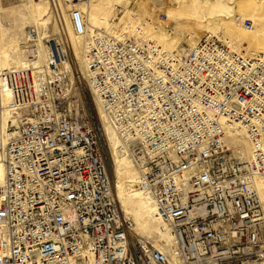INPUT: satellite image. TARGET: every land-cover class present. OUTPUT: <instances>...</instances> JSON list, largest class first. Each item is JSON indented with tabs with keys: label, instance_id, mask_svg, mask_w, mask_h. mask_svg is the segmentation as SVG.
<instances>
[{
	"label": "built area",
	"instance_id": "obj_1",
	"mask_svg": "<svg viewBox=\"0 0 264 264\" xmlns=\"http://www.w3.org/2000/svg\"><path fill=\"white\" fill-rule=\"evenodd\" d=\"M64 2L114 152L136 170L162 232L132 235L66 38L27 29L44 65L0 68V264H246L264 244V58L211 35L166 51L135 30L90 33L76 0ZM232 125L249 159L225 143Z\"/></svg>",
	"mask_w": 264,
	"mask_h": 264
},
{
	"label": "rangeland",
	"instance_id": "obj_2",
	"mask_svg": "<svg viewBox=\"0 0 264 264\" xmlns=\"http://www.w3.org/2000/svg\"><path fill=\"white\" fill-rule=\"evenodd\" d=\"M202 1L200 9L193 12L196 16L195 19L185 18L183 21H180L177 15L179 5L176 4V0H76V3L89 2L101 11L102 20L98 25L100 31L113 34V32L121 30H135L138 31L141 39L151 41L166 51L187 49L195 45L202 36L207 34L211 36L217 35V37L227 40L231 45H234L238 52H252L256 40L264 44V16L256 15L255 11L254 17L249 16L253 11L250 10V6L254 1ZM67 4L64 0H53L50 3L39 2V0H0V68L4 52L9 55L11 61H15L18 64H23L28 62L27 60L32 59V55L29 52L34 50L35 47L29 46L25 42L27 29H36L40 34L45 32L49 36L65 37L70 47V66L72 70L79 71L78 73L83 78L80 83V89L82 90L80 97L84 106L88 108L95 120L98 119L97 121L102 127L103 134V126L105 128L108 127V122L105 125L101 116L100 120L102 123L99 121L97 105L94 102L95 97L91 96L88 90L87 75H84L82 71L84 66V61L82 60L84 51L82 50L84 49H81V44L83 46L84 42L76 38L71 29ZM45 8L48 10V15L39 19L38 14L42 13ZM104 15L106 19H103ZM239 21H241L240 25L242 30H245V34L235 31L237 27L233 23ZM90 32L92 31L90 30ZM40 44L44 56V45ZM0 90L3 101V95L6 91L2 87H0ZM106 142L108 146L107 137ZM106 149L108 151L106 153L108 154L107 161L113 194L116 198L118 197L117 199L120 201L122 209L125 202L128 203V209L133 208L131 207L132 204L134 206L132 213L134 214L141 209V201L137 199L131 203V200L128 202L124 199H119V197L125 196L127 199L136 197L128 190L129 187H136L134 184L129 183L124 188L120 186L122 181L130 179V177L135 179L136 176H134L132 171L131 173L129 171L124 173V170H119L116 166L112 168L111 152H109L108 147ZM139 215L134 216L138 224L137 232L150 236L148 238H153L159 232L158 222L151 213L148 215L143 213L142 215H145L146 218H140ZM129 218L133 221L132 217ZM133 226L132 235L144 236L136 233L134 230L135 224ZM262 250H264V244H262L260 251L256 252L255 257L248 256L246 258V264H264V251Z\"/></svg>",
	"mask_w": 264,
	"mask_h": 264
},
{
	"label": "bare ground",
	"instance_id": "obj_3",
	"mask_svg": "<svg viewBox=\"0 0 264 264\" xmlns=\"http://www.w3.org/2000/svg\"><path fill=\"white\" fill-rule=\"evenodd\" d=\"M176 1H177L176 4L179 5L177 15H178L180 21H183V19H185V18L192 19V20L195 19L196 16L194 15L193 12L195 10L200 9V7H201L200 5L203 3L202 0L201 1L200 0H176ZM252 1H254V3L251 4L250 10H253V11L249 14V16L254 17V15H255L254 11L256 12V15L264 16V0H252ZM39 2H42V0L41 1L39 0ZM76 5L82 10V12L84 14L87 31L88 32H90V30L92 32H94L96 30L100 31V29H99L100 27H98V25L100 24V21L102 20L101 15H100L101 11L98 10L93 5H91L89 2H86V3L85 2L84 3L78 2ZM67 7H68V11H70L72 6L70 4H67ZM47 15H48V10H47V8H45L42 11V13L38 14V17H39V19H42V18L46 17ZM104 18L106 19L105 15L103 16V19ZM69 23H70V21H69ZM240 23H241V21L233 23L237 27V30H235V31H237L241 34H245V30H242ZM70 26H71V24H70ZM71 29H72V26H71ZM72 31H73V29H72ZM108 34H110V33H108ZM207 35H210V34H207ZM231 35H232V33H231ZM214 36L217 37V35H214ZM75 37L80 39V40H83V42H84V39L82 37H78L76 35H75ZM218 38L225 41L237 53H241V54H243L245 56H249V57L260 56V57L264 58V44L259 43L258 40H256V42H255L254 49H252L253 51L252 52L246 51V53H245L244 51L238 52L236 50V48L234 47V45H231V43L228 42L227 40H224L221 37H218ZM80 40H79V42H80ZM39 43L40 42L37 43V46H38L37 54L34 55L31 60H27L28 62H24L23 64H18L15 61H11L9 55L6 52H4L2 55L1 68H3V69H7V68L26 69V68H29L30 66H33V69H35V68L40 69V67L44 65V58H43L44 56H43V52L40 48L41 44H39ZM232 43H234V42H232ZM82 48L85 49V42L83 43V46L81 44V49ZM82 51H84V50H82ZM83 55H84V58H82V60L84 61V66H83L82 71H83V74L86 75L85 54L83 53ZM8 102H9L8 93L7 92L4 93L3 101H2V95H1V90H0V107L2 108V106H3L4 107L3 109H5ZM94 102L97 105V114L99 116L98 117L99 121H101L100 120V116H101V118L104 119L103 121L105 122V125L108 122V127L105 128L103 126V129H104L103 131H104L105 136L107 137V140L109 142V148L111 151V159H112L111 167L113 168L114 166H116L117 169L124 170V173H126L127 171H129L131 173V171H132V172H134V176H136L135 179H133V177H130V179L128 178L127 180L122 181L120 183V186L122 188L129 185V183L134 184L136 187H129L128 190L130 192H132L134 195H136V197H133L132 199H127L125 196H122V197H119V199H124L128 202H129V200H131L130 201L131 203L133 200L139 199L141 201V209L136 211L135 212L136 214L135 213L134 214L135 215L140 214L139 215L140 218H146L145 215H148L151 213L153 218H155L154 217L155 211H154L153 206L150 204V202H148V200L142 194L140 188L137 186L136 170L134 169V167L131 165V163L128 160L117 156V154L114 152L115 146L117 145V139H116L115 133L109 124V120H108L107 115L101 109V107L99 105V101L96 98H94ZM101 123H102V121H101ZM225 143L227 144L228 147H230L231 149H234V151H236L238 153L239 158H241V159H249L250 158V149H251L250 142L246 138L243 130L239 129L238 126L232 125V126L227 127ZM1 157H0V184L3 182L4 174H5L4 165H3V162L1 160ZM257 189L259 191L260 199H261L262 203H264V183H262L261 180H257ZM119 203H120V201H119ZM127 204L128 203L125 202V204L123 205V209L121 208V211H122L124 217H132L134 224H135L134 230L136 231V233H138L137 232L138 224H137L136 219L134 217L135 215L132 213L134 206H132V204H131V207H133V208L128 209ZM120 207H121V205H120ZM130 210H132V211H130ZM143 213L145 215H142ZM156 221L158 222V225H159V232L156 235H154V237H156L158 234L161 235L160 232H162L161 231V225H160L159 221L157 219H156ZM138 234L150 237L144 233L143 234L138 233ZM262 251H264V250H262Z\"/></svg>",
	"mask_w": 264,
	"mask_h": 264
}]
</instances>
